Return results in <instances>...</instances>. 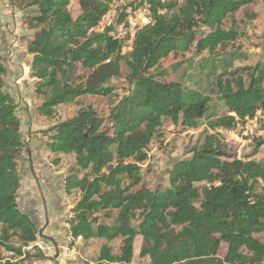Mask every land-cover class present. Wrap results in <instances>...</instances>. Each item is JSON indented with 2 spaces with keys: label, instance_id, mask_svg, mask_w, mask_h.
I'll use <instances>...</instances> for the list:
<instances>
[{
  "label": "trees",
  "instance_id": "obj_1",
  "mask_svg": "<svg viewBox=\"0 0 264 264\" xmlns=\"http://www.w3.org/2000/svg\"><path fill=\"white\" fill-rule=\"evenodd\" d=\"M120 1L10 0L30 31L32 76L36 92L45 98L41 115L52 117L56 107L85 97L111 99L116 96L109 85L113 79L129 85L107 120L86 108L47 130L49 152L75 159L64 180L65 193L79 194L67 221L69 238L106 243L140 238L139 258L149 264H264V242L255 237L264 233V159L231 158L218 135L264 113V63L235 67L238 55L233 54L203 60L200 70L210 80L214 99L167 81L179 61L161 66L171 55L192 48L211 53L236 41L238 34L225 31L223 24L254 0L131 2L120 9L116 23L128 9L131 14L143 10L148 23L130 46L110 36L112 26L96 30ZM72 2L80 8L76 18L69 11ZM60 63L61 72L53 75ZM5 76L0 56V264H25L42 255L35 247L36 225L17 205L23 143L17 105L4 91ZM165 121L184 129H197L203 121L212 133L191 149L189 159L171 167L167 188H139V165L147 160L150 143L162 137ZM254 143L259 149L264 139ZM222 244L226 253L220 258ZM5 254L17 261L6 260ZM130 260L104 244L96 264Z\"/></svg>",
  "mask_w": 264,
  "mask_h": 264
},
{
  "label": "rangeland",
  "instance_id": "obj_2",
  "mask_svg": "<svg viewBox=\"0 0 264 264\" xmlns=\"http://www.w3.org/2000/svg\"><path fill=\"white\" fill-rule=\"evenodd\" d=\"M140 0H121L112 6L110 12L96 29L101 32L108 25L117 21L120 9L129 3ZM134 4V5H135ZM129 10V9H128ZM141 10V9H140ZM71 15L76 18L80 8L76 2L69 6ZM136 21L139 25L146 23L147 13L143 10ZM225 31L234 30L238 34L236 41L217 48L214 52L204 51L197 54L194 48L184 55H171L163 60L161 66L167 68L180 62L177 71L169 72L167 81L176 82L184 89L198 90L212 94L210 80L201 73V62L206 58L228 57L238 55L235 67L254 66L264 63V0L254 3L239 11L223 24ZM30 31L26 28L24 14L10 0H0V56L6 69L4 91L17 105L16 116L20 121V134L23 151L17 162L20 178L17 205L36 225L38 231L35 247L42 258L25 260V264H96L99 250L108 244L115 255H128L129 264H149L147 258H139L140 238L135 240L117 239L110 243L92 239L73 242L68 236L67 221L71 217V209L79 199L78 192L67 194L64 191V180L69 169L74 166L73 155H54L47 149V130L77 115L79 110L92 108L100 117L107 120L113 103L126 95L129 85L123 78L113 79L109 85L115 88V97L111 99L85 97L75 104L60 105L54 109L52 117L39 113V107L45 100L36 92L37 80L33 78L31 65L32 55L27 51ZM213 56V57H211ZM63 63L53 70L59 75ZM123 75L126 70L122 68ZM79 72H77V75ZM107 122V121H106ZM161 138L154 139L147 147V160L139 165L141 184L139 188L150 191H162L169 186L168 172L178 161L187 160L191 149L203 138L211 134L206 123L197 129H184L165 121L159 131ZM220 140L226 145L231 158L259 162L264 159V146L255 148L254 139H264V113H257L252 120L238 126L236 130L219 131ZM29 150V155L27 154ZM58 161V163H55ZM264 242V233L255 236ZM226 253V245H221L219 257ZM6 260L15 262L17 259Z\"/></svg>",
  "mask_w": 264,
  "mask_h": 264
},
{
  "label": "built area",
  "instance_id": "obj_3",
  "mask_svg": "<svg viewBox=\"0 0 264 264\" xmlns=\"http://www.w3.org/2000/svg\"><path fill=\"white\" fill-rule=\"evenodd\" d=\"M141 11L142 10H137L133 14H131L130 11L127 10L128 16L120 24H117L116 21L113 23H108L107 26L113 27L112 31L110 32V36L115 40H123L125 45L130 46L132 43V40L134 39L136 31L148 23V18L146 17L145 19L147 21L142 26L139 25L138 22L136 21V18H138V15L142 14ZM128 49H130V47Z\"/></svg>",
  "mask_w": 264,
  "mask_h": 264
},
{
  "label": "water",
  "instance_id": "obj_4",
  "mask_svg": "<svg viewBox=\"0 0 264 264\" xmlns=\"http://www.w3.org/2000/svg\"><path fill=\"white\" fill-rule=\"evenodd\" d=\"M27 154L29 155V150L27 149Z\"/></svg>",
  "mask_w": 264,
  "mask_h": 264
}]
</instances>
